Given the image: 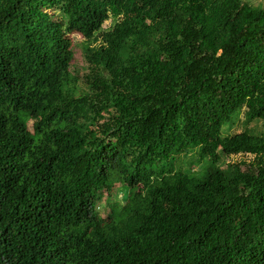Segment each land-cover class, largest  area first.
Wrapping results in <instances>:
<instances>
[{"label": "trees", "instance_id": "1", "mask_svg": "<svg viewBox=\"0 0 264 264\" xmlns=\"http://www.w3.org/2000/svg\"><path fill=\"white\" fill-rule=\"evenodd\" d=\"M241 114L264 122L262 8L0 0V264H264V133L230 134Z\"/></svg>", "mask_w": 264, "mask_h": 264}, {"label": "rangeland", "instance_id": "2", "mask_svg": "<svg viewBox=\"0 0 264 264\" xmlns=\"http://www.w3.org/2000/svg\"><path fill=\"white\" fill-rule=\"evenodd\" d=\"M244 3L250 5L251 7L262 8L264 9V0H243ZM113 20L110 19L103 25V29L108 31L113 26ZM73 43V51H74V59L72 62V71L76 76L82 78L87 73V64L84 60L83 56V46L84 39L80 35H72L70 36ZM244 115L241 114L239 122L236 123L230 131V134L233 133H241L242 131L248 130L256 133H264V122L258 121L251 124H245L243 122ZM32 122H29V127L31 128ZM252 156H236L225 159L224 163H222L223 168L226 167L227 163H242V162H250L252 161ZM194 161L197 160L194 158H184V155L173 156L169 160L170 169L173 171L183 170L187 171L191 164H194ZM198 163V162H196ZM203 168V162L201 165L191 166L189 170L197 172L200 168ZM121 184L117 183L111 193L110 197H107V194L104 195L102 203L99 207V211L103 216H106L111 208L115 206V204H119L123 199Z\"/></svg>", "mask_w": 264, "mask_h": 264}]
</instances>
